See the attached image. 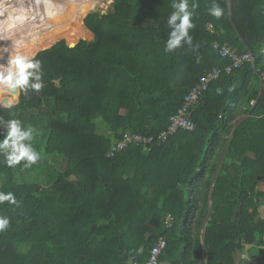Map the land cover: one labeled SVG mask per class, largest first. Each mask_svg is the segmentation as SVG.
Listing matches in <instances>:
<instances>
[{"label": "trees", "instance_id": "trees-1", "mask_svg": "<svg viewBox=\"0 0 264 264\" xmlns=\"http://www.w3.org/2000/svg\"><path fill=\"white\" fill-rule=\"evenodd\" d=\"M67 1L36 0L34 9ZM70 1L32 19L17 53L35 56L110 3ZM215 2L219 18L208 14L213 0H189L197 5L192 45L171 53L164 48L172 0H115L107 14L87 16L93 41H61L37 54L45 86L20 90L11 109L0 105V118L35 130L41 154L30 168H10L0 156V191L19 201L0 204L11 219L0 232V264H147L161 238L163 264H257L250 259L253 248L264 253V0ZM8 6L23 14L26 3ZM225 46L253 60L227 72ZM214 68L222 73L194 108L193 131L107 156L126 132L158 136ZM4 92L0 86V103ZM45 156L58 162L44 182Z\"/></svg>", "mask_w": 264, "mask_h": 264}, {"label": "clouds", "instance_id": "clouds-1", "mask_svg": "<svg viewBox=\"0 0 264 264\" xmlns=\"http://www.w3.org/2000/svg\"><path fill=\"white\" fill-rule=\"evenodd\" d=\"M173 11L166 21V27L170 29L167 35L164 50L168 53L174 52L182 44L192 45V36L189 30L195 27L193 16L196 4L190 7L189 0H172ZM208 14L219 18L223 10L213 0L212 6L208 8ZM43 67L39 59L34 56L25 55L22 52L16 53L6 63H0V86L6 87L13 95L18 90L26 91L29 88L39 92L45 85L43 81ZM217 91H221L217 89ZM11 109L13 103L6 102ZM0 129L3 130L0 138V156L8 167L21 165L23 168H30L41 159V154L33 146L34 129L25 127L18 119L3 120L0 118ZM7 202L10 205L19 207V201L13 192L0 191V204ZM11 223L8 216L0 215V232L6 230ZM247 259V257H242Z\"/></svg>", "mask_w": 264, "mask_h": 264}, {"label": "built area", "instance_id": "built-area-1", "mask_svg": "<svg viewBox=\"0 0 264 264\" xmlns=\"http://www.w3.org/2000/svg\"><path fill=\"white\" fill-rule=\"evenodd\" d=\"M4 2H6V0H4ZM4 7L5 5L0 7V9H3ZM210 31L213 32L214 29H210ZM215 48L217 50L219 49L218 46H215ZM219 51L222 56H229L233 59L232 64L225 68L227 72L232 71L234 67H240L245 62L253 60V55L250 51H246L239 55L230 46H225ZM221 73L222 69L214 68L202 75L198 82L193 85L185 94L180 107L173 115H171L168 127L160 132L158 136L146 135L138 132H126L121 139L113 143L111 149L107 152V156H114L117 152L133 144L143 146L144 148L148 149L156 139L166 140L168 136L173 135L180 130L193 131L196 128V123L192 119L193 110L197 105L203 102L206 93L210 89L211 82L216 80ZM262 81L264 82V78ZM169 220L170 216L168 217V222L170 223ZM166 245V239L161 238L153 246L147 264H163L159 260V256L163 252Z\"/></svg>", "mask_w": 264, "mask_h": 264}, {"label": "rangeland", "instance_id": "rangeland-1", "mask_svg": "<svg viewBox=\"0 0 264 264\" xmlns=\"http://www.w3.org/2000/svg\"><path fill=\"white\" fill-rule=\"evenodd\" d=\"M22 1V0H21ZM23 2V1H22ZM35 2L36 0H31V5L30 7H28L27 11H29V18L28 20H30L32 22V19H34L36 16L42 14V13H46V14H49V15H57L59 13H61L63 10L67 9L70 5H71V1H67V3L62 6L60 9H57V10H53V11H39L38 13L36 12V10L34 9V5H35ZM115 2V0H114ZM114 2H110L109 5L107 6L106 10H110L113 8L114 6ZM3 3L6 5V2L3 1ZM26 3V2H25ZM3 7V6H2ZM6 7L8 8V4L6 5ZM27 6H24L23 8H25ZM101 7H97L96 9H93V10H90L89 12H87L85 14V16L82 18V21H81V24L79 23V29L78 27H76V22L75 24L72 23V26L69 28V29H66L65 31L61 32V33H58L55 37H54V40L50 43V45L44 49H40L36 55L34 57L37 56V54L40 52V51H43V50H46V49H49L51 48L52 46L56 45L57 43L61 42V41H64L66 42L70 47L71 45H76L77 43L81 42L82 40H86V41H93L94 40V32L92 30H90L87 25H86V18L87 16L91 13V12H99L101 11L100 10ZM34 12L37 13V15L33 14ZM14 14V13H13ZM15 15V14H14ZM20 16L22 14H19ZM17 17V16H16ZM209 29H214V27L209 24ZM6 29V28H5ZM4 32H2V39H0V48L2 47V49L5 47H8L7 50H4V52H1L0 51V60L5 56V54H8L9 55V52H11V50L18 48L17 52L19 51L20 49V46H21V42L24 38V35L23 34L17 41H18V45H15V39L17 37H7V33L4 35ZM1 35V33H0ZM6 41V42H5ZM23 45V44H22ZM29 45V43H25V46L24 48H27V46ZM4 46V47H3ZM74 47V46H73ZM16 52V53H17ZM3 56V57H2ZM6 58V56H5ZM1 62V61H0ZM264 77H262L263 79ZM262 81V80H261ZM20 94V92H19ZM19 94H17L16 96L9 93V92H4L2 93V97L3 98H8L9 101H11L13 104H15L18 100H19ZM0 105L2 106H6V101H3L2 103H0ZM42 155H45V154H42ZM44 158V157H43ZM45 164L41 170V180H43L45 182L46 178H47V175H49V167L51 165H53L54 163L56 164L58 161L53 158L52 156L50 157H46L45 156ZM46 171V172H45ZM258 249H252L251 251V261H254L256 260L257 262H259L260 264H264V253H259L257 252ZM257 256L256 259L254 258V256ZM253 257V258H252ZM260 257V258H259Z\"/></svg>", "mask_w": 264, "mask_h": 264}, {"label": "bare ground", "instance_id": "bare-ground-1", "mask_svg": "<svg viewBox=\"0 0 264 264\" xmlns=\"http://www.w3.org/2000/svg\"><path fill=\"white\" fill-rule=\"evenodd\" d=\"M4 0H0V7L5 5L3 3ZM24 3L26 2V8L23 9V14L20 16L17 12L18 9H13L12 7H5L3 9H0V39H2V32H4V35L7 33V37H17L15 39V45H18V39L23 35L24 37L31 35L34 32V23H32L29 18V11H27L28 7H30L31 0H22ZM111 2V1H110ZM16 5H13L15 7ZM15 15H14V14ZM37 15V13L35 14ZM17 16V17H16ZM37 17V16H36ZM6 28V29H5ZM6 42V41H5ZM4 47V46H3ZM4 50H7L8 47L3 48ZM2 47L0 48L1 52H4ZM18 48L16 50L12 49L11 52L8 54H5V56L0 60V63H6L13 55L16 54Z\"/></svg>", "mask_w": 264, "mask_h": 264}, {"label": "crops", "instance_id": "crops-1", "mask_svg": "<svg viewBox=\"0 0 264 264\" xmlns=\"http://www.w3.org/2000/svg\"><path fill=\"white\" fill-rule=\"evenodd\" d=\"M11 1L12 0H6V5L8 4V3H11ZM261 88V87H260ZM241 116L240 117H238V119H237V121L239 122L240 120H241ZM154 177H155V174L153 175ZM247 246V245H246ZM249 248H250V246H249ZM249 248H248V252L246 251V247H245V250H244V252H243V256H248V253H249ZM256 257L257 256H255L254 258L256 259ZM236 258H239V255H236ZM260 258V257H259ZM263 260H264V258H263ZM253 263H257V264H260L259 262H257V261H252Z\"/></svg>", "mask_w": 264, "mask_h": 264}, {"label": "water", "instance_id": "water-1", "mask_svg": "<svg viewBox=\"0 0 264 264\" xmlns=\"http://www.w3.org/2000/svg\"><path fill=\"white\" fill-rule=\"evenodd\" d=\"M110 1H111V2H114V0H110ZM100 7H101V9H100V10H101V11H100L101 16H103V15H105V14L108 13V10H106L107 7H103V6H100ZM73 46H75V45H71V47H73ZM19 92H20V90H18V94H19ZM5 101L8 102L9 99L6 98ZM248 248H249V245L246 246V251H247V252H248Z\"/></svg>", "mask_w": 264, "mask_h": 264}]
</instances>
